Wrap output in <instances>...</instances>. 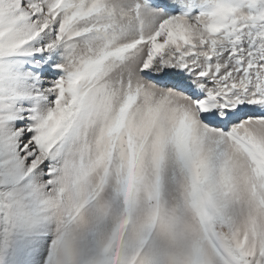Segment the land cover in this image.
Segmentation results:
<instances>
[{
    "label": "snow or ice",
    "instance_id": "1",
    "mask_svg": "<svg viewBox=\"0 0 264 264\" xmlns=\"http://www.w3.org/2000/svg\"><path fill=\"white\" fill-rule=\"evenodd\" d=\"M0 264H264V0H0Z\"/></svg>",
    "mask_w": 264,
    "mask_h": 264
}]
</instances>
